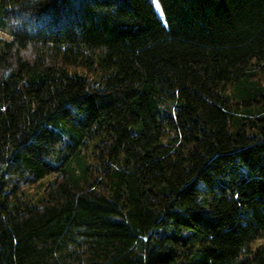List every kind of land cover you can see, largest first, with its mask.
I'll use <instances>...</instances> for the list:
<instances>
[{
	"label": "trees",
	"instance_id": "trees-1",
	"mask_svg": "<svg viewBox=\"0 0 264 264\" xmlns=\"http://www.w3.org/2000/svg\"><path fill=\"white\" fill-rule=\"evenodd\" d=\"M0 0V264H264V0Z\"/></svg>",
	"mask_w": 264,
	"mask_h": 264
},
{
	"label": "rangeland",
	"instance_id": "rangeland-1",
	"mask_svg": "<svg viewBox=\"0 0 264 264\" xmlns=\"http://www.w3.org/2000/svg\"><path fill=\"white\" fill-rule=\"evenodd\" d=\"M149 1L152 5V8H153L155 14L157 15V17L164 23V18L162 16L158 1L157 0H149ZM157 5H158V7H157ZM0 37H6V34L4 31H0ZM6 38H9V36H7Z\"/></svg>",
	"mask_w": 264,
	"mask_h": 264
},
{
	"label": "snow or ice",
	"instance_id": "snow-or-ice-1",
	"mask_svg": "<svg viewBox=\"0 0 264 264\" xmlns=\"http://www.w3.org/2000/svg\"><path fill=\"white\" fill-rule=\"evenodd\" d=\"M157 7H158V5H157Z\"/></svg>",
	"mask_w": 264,
	"mask_h": 264
}]
</instances>
